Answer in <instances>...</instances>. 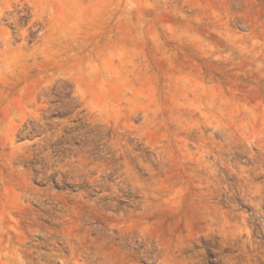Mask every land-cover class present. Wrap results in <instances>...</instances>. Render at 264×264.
<instances>
[{"label": "rangeland", "instance_id": "374dc122", "mask_svg": "<svg viewBox=\"0 0 264 264\" xmlns=\"http://www.w3.org/2000/svg\"><path fill=\"white\" fill-rule=\"evenodd\" d=\"M0 264H264V0H0Z\"/></svg>", "mask_w": 264, "mask_h": 264}]
</instances>
